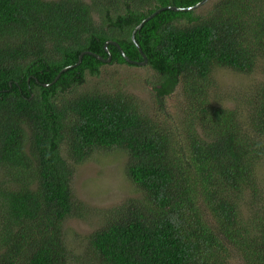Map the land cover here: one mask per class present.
Returning <instances> with one entry per match:
<instances>
[{
    "label": "trees",
    "instance_id": "16d2710c",
    "mask_svg": "<svg viewBox=\"0 0 264 264\" xmlns=\"http://www.w3.org/2000/svg\"><path fill=\"white\" fill-rule=\"evenodd\" d=\"M200 1L0 0V264H70L74 163L98 147L128 152L142 194L109 211L82 264H264V74L234 106L209 86L217 67L264 72V0L168 8L136 31L158 74L154 115L119 88L83 89L106 64L144 66L114 43L107 61V41L141 62L135 27ZM86 50L103 60L75 65ZM179 85L173 118L165 99Z\"/></svg>",
    "mask_w": 264,
    "mask_h": 264
},
{
    "label": "rangeland",
    "instance_id": "374dc122",
    "mask_svg": "<svg viewBox=\"0 0 264 264\" xmlns=\"http://www.w3.org/2000/svg\"><path fill=\"white\" fill-rule=\"evenodd\" d=\"M88 1V0H86ZM218 0H209L197 9L207 13ZM261 68L253 73H243L229 67H217L211 76V96L226 105L234 106L260 80L264 72ZM158 74L148 64L132 66L127 64H106L96 77L88 74L83 89L113 91L121 89L134 95L142 104V109L154 115L159 104L155 84ZM229 99V101H228ZM185 97L181 86L165 99L166 111L173 118L183 114ZM158 113L154 117H162ZM67 156L66 151H64ZM128 152L122 148H93L80 163H74L75 173L72 187L75 197L81 201L77 215L64 221V242L70 264H82L81 259L93 256L89 249V236L107 221L109 211L129 198L142 194L141 188L132 182L126 173ZM264 169V167L262 168ZM244 217L251 215L248 207L243 208ZM235 264H241L234 258Z\"/></svg>",
    "mask_w": 264,
    "mask_h": 264
},
{
    "label": "water",
    "instance_id": "95a60500",
    "mask_svg": "<svg viewBox=\"0 0 264 264\" xmlns=\"http://www.w3.org/2000/svg\"><path fill=\"white\" fill-rule=\"evenodd\" d=\"M208 1H209V0H201V1L198 2L196 5H192V6H189V7H187V8L179 7V6H175V5H166V6H162V7L158 8L157 10H155V11H154L153 13H151L150 15H148L146 18H144V19H143V20H142V21H141V22L135 27V29H134L133 32H132V40L134 41V43H135L136 47L138 48V50L140 51V53L142 54V56H143V58H144L143 61L138 62V61H135V60H131V59L125 54V52L122 50V48L120 47V45H119L116 41H107V42L105 43V45H104L105 50H106L107 53L109 54V56H108V58H107L106 60H107V61H110V60L112 59V54H111V52H110V49H109L108 45H109V43H114V44H116V45L120 48L122 54L126 57V59H127L129 62H131V63H139V64H142V65L147 64V62H148L147 57H146V55L143 53L142 48L140 47V45H139V44L137 43V41H136V38H135V33H136V31H137L138 29H140V28L142 27V25H143L147 20H149V19L152 18L154 15H156L157 13L161 12V11L164 10V9L171 8V9H176V10H190V9L199 8L200 6H202L203 4H205V3L208 2ZM86 52H88V53H90V54H93V55H95L96 57H98L99 59L103 60V57H102L101 55L96 54V53H94V52H92V51H87V50H86V51H83V52L80 54V56H79V61H78L75 65H77V64H79V63L81 62L82 57H83V54L86 53ZM75 65H74V66H75ZM70 67H71V66H67V67L63 68V71L67 70V69L70 68ZM59 76H60V74L57 75V77L55 78L54 81H57V79L59 78Z\"/></svg>",
    "mask_w": 264,
    "mask_h": 264
},
{
    "label": "flooded vegetation",
    "instance_id": "af4514ba",
    "mask_svg": "<svg viewBox=\"0 0 264 264\" xmlns=\"http://www.w3.org/2000/svg\"><path fill=\"white\" fill-rule=\"evenodd\" d=\"M111 54H112V52H111Z\"/></svg>",
    "mask_w": 264,
    "mask_h": 264
}]
</instances>
